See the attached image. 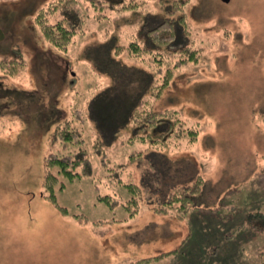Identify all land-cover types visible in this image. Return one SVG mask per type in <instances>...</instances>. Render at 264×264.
I'll return each mask as SVG.
<instances>
[{
	"label": "rangeland",
	"instance_id": "obj_1",
	"mask_svg": "<svg viewBox=\"0 0 264 264\" xmlns=\"http://www.w3.org/2000/svg\"><path fill=\"white\" fill-rule=\"evenodd\" d=\"M52 1L0 0V60L24 61L14 74L0 68V264H264V222L253 217L264 215V0L178 4L190 34L173 48L186 44L197 60L175 69L154 99L156 111L179 120L155 145L134 137L147 131L132 125L109 143L99 135L90 106L113 80L96 69L89 48L115 34L126 48L144 15L161 13L160 0L89 9L78 0L82 27L63 49L34 23ZM116 57L147 68L125 49ZM179 59L169 55L164 66ZM67 120L82 143L53 139ZM81 150L92 170L59 176L64 213L42 196L44 159ZM197 176L204 183L197 204L174 202L175 185ZM126 184L140 187L134 200ZM168 193L171 205L163 206Z\"/></svg>",
	"mask_w": 264,
	"mask_h": 264
},
{
	"label": "trees",
	"instance_id": "obj_2",
	"mask_svg": "<svg viewBox=\"0 0 264 264\" xmlns=\"http://www.w3.org/2000/svg\"><path fill=\"white\" fill-rule=\"evenodd\" d=\"M181 1L188 2L189 0H174L171 4L160 0L161 13L145 14L136 38L132 39L126 48L119 44L118 34L111 35L104 42L89 48L90 58L96 69L109 74L113 80L110 88L93 99L89 111L91 118L96 122L99 135L105 137L108 143L117 138V135L130 125L135 127L133 128L135 133L137 130L146 129L145 136L134 134V137L137 136L136 138L141 141H145L147 138L151 140V145H155L158 139L163 140L166 136L161 137L157 134L172 133L175 130V126L179 122L178 114L174 112V118H172L173 112L171 111H156L153 102L169 87L175 69L187 64V61L195 62L197 60L196 52L190 51V47L185 46L186 44L173 48V46L184 44L182 36L184 35L186 39L190 34L187 16L180 5L178 6ZM99 2L110 4L111 7L122 8L125 5V0H87V4L90 3L87 5V9L89 6L97 7ZM77 3L78 0H55L42 6L36 12L34 23L41 35L58 49L66 48L82 27L81 16L83 14L76 6ZM130 8H138L137 2L131 3ZM123 49L127 51L129 57L140 58L144 64H147V68L136 64L128 65L118 59L116 56ZM169 55H177L181 59L174 66L165 67L164 61ZM23 67V60L15 58L0 60V68L11 74ZM150 130L156 134L153 135ZM189 131H192L189 132V135L196 139L198 132L196 130ZM80 135V131L74 126H70V121L67 120L57 126L53 139L68 146L82 143ZM101 143L104 142H99L98 147ZM85 153L86 150H81L76 158L72 155L50 154L44 159L42 196L57 205L64 213L66 210L60 207L56 201V190L64 187V184L59 181V176L73 180L76 176L90 174L92 165ZM155 156L166 159L165 155L160 153ZM152 164L155 166L154 162ZM79 166H82V172H78ZM203 184L201 176H197L185 186L176 184L175 189L173 188L175 191L173 193L174 202L184 201L182 207L189 206L187 204H197L196 202L202 196ZM126 187L133 193L134 200L135 191H140V187L134 184H126ZM168 195L169 193L164 196V202L161 205H171ZM109 197L101 196L100 201H106V198ZM253 217H261L264 222L263 214H254Z\"/></svg>",
	"mask_w": 264,
	"mask_h": 264
},
{
	"label": "water",
	"instance_id": "obj_3",
	"mask_svg": "<svg viewBox=\"0 0 264 264\" xmlns=\"http://www.w3.org/2000/svg\"><path fill=\"white\" fill-rule=\"evenodd\" d=\"M224 2H229V0H223Z\"/></svg>",
	"mask_w": 264,
	"mask_h": 264
}]
</instances>
